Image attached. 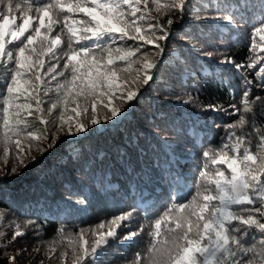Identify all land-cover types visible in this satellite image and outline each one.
<instances>
[{
	"label": "trees",
	"instance_id": "1",
	"mask_svg": "<svg viewBox=\"0 0 264 264\" xmlns=\"http://www.w3.org/2000/svg\"><path fill=\"white\" fill-rule=\"evenodd\" d=\"M159 3L163 6L168 0H159ZM149 4L153 17L166 18L157 13L152 0ZM192 7L196 9V15L187 14L171 26L167 50L159 68L153 70L160 79L144 92L140 101L125 105L126 116L110 122L107 110L98 106L97 119L102 121L99 126L91 125L85 114L80 118L86 125L85 132L75 137L61 135L59 145L51 154H41L33 145L27 167H23L19 175L0 179V255L23 253L17 264H74L77 255L82 254L84 248L90 250L99 234L108 230L113 218L131 211L133 222H120L117 233L144 231L130 241L109 238V243L99 250V256L87 257L86 261L136 264L137 260H142L143 264H160L161 255L157 249H171L174 239L183 231L176 228V223L186 224L188 219L195 221V217L189 215L190 207H186V212L178 218L180 204L192 206L194 199L197 204H202L203 195L217 194L215 184L209 180L215 178L217 170L226 175H230V171L226 164H213L212 160L221 150L233 155L230 148L220 146V138L228 134L226 126L237 123L239 115L244 114L242 97L247 80L253 82L251 97L264 96V89L259 86L264 73L237 72L230 65L220 63L221 53H214L211 58L204 53L213 52V45L220 44L222 37L227 42V54L237 63L254 62L261 54L259 48L252 52L251 45L253 41L260 43L255 29L262 26L264 2L193 0ZM227 15H231L233 23L218 18ZM77 17L83 18V15L77 14ZM127 43L132 45L133 42ZM66 44L64 33L60 48L66 50ZM116 46H124V42L111 44L113 48ZM93 51L106 59V53L96 49L95 45ZM132 59L142 62L140 53ZM45 60L47 62L48 57ZM64 62L65 59L60 60L56 71L63 69ZM140 66V63H133L127 73L121 71L118 75H127L131 79ZM115 67L124 69L127 65L117 60ZM14 71V61L0 60V175L7 170L3 130L5 85ZM69 75L65 72V77ZM65 77L57 79L63 82ZM225 80L228 86H225ZM56 84L57 81H48L50 90L45 100L46 107L50 103L58 104L48 118L59 120L61 113L65 118L72 115L70 110L76 105L69 97L68 111L64 112L63 89L57 92ZM229 86L234 90L231 94ZM77 103L89 107L90 113V100L85 102L79 98ZM233 104L237 110L230 107ZM244 115L247 118L251 114ZM28 119L32 121L33 117ZM36 123L39 125L38 121ZM250 123L244 129L232 131L238 134L247 131ZM256 126H260L259 120ZM257 142L254 140V145ZM8 150L11 156L14 153L11 144ZM73 150H82L84 158L93 161L90 170L70 162L61 163L62 157ZM205 151L207 157L203 155ZM97 153L103 158L97 160ZM32 158L38 159L32 162ZM12 166L8 164L7 167ZM103 173H107L111 184L107 189ZM98 176L101 177L99 184L96 183ZM81 199L85 203H78ZM218 203L212 201L210 207ZM249 207L252 206H231L233 210ZM157 220L161 222L159 235H149V232H156ZM101 223L104 228H100ZM233 223L239 224V221ZM125 224L128 226L124 227ZM15 231L25 235L12 242ZM250 231L256 235L259 251V241L264 240V235L257 229ZM176 242L184 243L183 240Z\"/></svg>",
	"mask_w": 264,
	"mask_h": 264
},
{
	"label": "snow or ice",
	"instance_id": "2",
	"mask_svg": "<svg viewBox=\"0 0 264 264\" xmlns=\"http://www.w3.org/2000/svg\"><path fill=\"white\" fill-rule=\"evenodd\" d=\"M152 3L156 5L157 13L166 18L151 15L149 0H0V60L14 61L15 65L10 82L5 85L3 130L4 165L7 170L3 171L0 179L19 175V171L27 167L33 145L41 154H51L59 145L61 135L75 137L85 132L86 125L80 119L85 114H88L91 125L99 126L102 121L97 119L98 106L107 110L110 122L126 116L125 105L140 101L144 92L160 79L153 70L159 68L167 50L171 26L187 14L196 15V9L192 7L193 0H168L163 6L159 0H152ZM77 14H82L83 18H78ZM218 18L233 23L231 15ZM34 20L37 23L34 24ZM260 23L262 26L255 29L260 43L253 41L251 51L259 48L261 55L254 62L237 63L234 57L227 54V42L222 37L220 44L213 45V52L204 54L211 58L214 53H221L223 59L220 63L230 65L237 72L252 70L255 75L264 73V20ZM54 32L56 34L52 35ZM64 33L67 35L66 50L60 48ZM117 41L124 42V46L111 47ZM128 41L133 42L132 45H128ZM8 45L12 47L8 48ZM93 45L106 53V59L95 54ZM137 53H140L142 62L132 59ZM45 57H48L47 62ZM61 59H65L63 69L56 71ZM117 60L127 67H115ZM133 63L141 65L135 70V76L129 79L127 75H118L121 71L127 73ZM65 72L70 75L65 77ZM58 77L65 79L61 82ZM50 80L57 81V92L63 89L64 112L68 111L69 97L76 105L67 118L64 113L59 120L48 118L58 107L57 103L46 107L45 97L50 90L47 87ZM224 83L228 86L226 80ZM252 85L251 80L246 81L242 97L243 113L251 115L247 118L244 114L239 115L238 122L229 123L226 126L228 134L220 138V146L230 148L233 155L229 156L227 151L221 150L218 157L212 160L213 164H226L230 175L217 170L215 178L209 180V183L215 184L217 194L203 195L204 203L197 204L194 199L192 206L180 204L181 209L191 208L189 215L194 216L195 221L188 219L186 224L176 223V228L183 231L174 239L171 249H157L161 255L160 264H264V240L259 241L258 251L256 235L250 231L257 229L264 235V96L251 97ZM259 86L264 89V78ZM233 91L229 86L230 94ZM79 98L91 101L90 113L89 107L77 103ZM230 107L237 110L234 104ZM28 117H33V120L29 121ZM257 120L260 126H256ZM249 122L247 131L239 134L232 131L244 129ZM254 140L258 141L255 145ZM9 144L14 148L11 156ZM203 155L207 157L208 152ZM102 158L99 153L96 154L97 160ZM35 159L38 158H32V162ZM69 162L81 165L86 171L93 166V161L84 158L82 150L70 151L62 157V164ZM8 164L13 166L8 168ZM202 175L207 176L206 173ZM102 176L106 189L111 187L107 173ZM100 179V176L96 178L97 184ZM212 201L219 203L210 207ZM78 203L83 204L85 200L81 199ZM232 205L252 207L233 210ZM122 221L133 222L132 212L113 218L108 230L99 234L90 250L84 248L74 264H95V260L86 261V258L98 257L99 250L109 243V238L130 241L144 231L141 229L120 235L117 228L121 227ZM233 221H239V224ZM160 227L161 222L157 220L156 232L148 234L158 236ZM100 228H104L103 223ZM36 233H39L38 228ZM23 235L25 233L20 231L13 232L12 242ZM178 240L184 243L176 242ZM22 255L21 252L0 255V264H17ZM136 264H143V261L137 260Z\"/></svg>",
	"mask_w": 264,
	"mask_h": 264
},
{
	"label": "rangeland",
	"instance_id": "3",
	"mask_svg": "<svg viewBox=\"0 0 264 264\" xmlns=\"http://www.w3.org/2000/svg\"><path fill=\"white\" fill-rule=\"evenodd\" d=\"M172 211V210H171ZM171 211H169V213H171V214H174V213H172ZM186 212V208H183V209H181L180 207L178 208V211H177V216H178V218H180L184 213ZM174 217H176V215L174 216Z\"/></svg>",
	"mask_w": 264,
	"mask_h": 264
}]
</instances>
